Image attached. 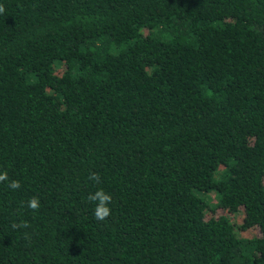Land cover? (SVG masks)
<instances>
[{"label": "trees", "instance_id": "16d2710c", "mask_svg": "<svg viewBox=\"0 0 264 264\" xmlns=\"http://www.w3.org/2000/svg\"><path fill=\"white\" fill-rule=\"evenodd\" d=\"M0 5V264H264V0Z\"/></svg>", "mask_w": 264, "mask_h": 264}, {"label": "clouds", "instance_id": "9594fccd", "mask_svg": "<svg viewBox=\"0 0 264 264\" xmlns=\"http://www.w3.org/2000/svg\"><path fill=\"white\" fill-rule=\"evenodd\" d=\"M5 11L4 7L0 5V13ZM88 179L95 184L100 183V175L99 173L93 172L90 173ZM8 182V187L12 190H18L21 187V183L19 180H9L7 171H0V183ZM87 200L95 205L94 207V217L97 221H105L111 215V207L109 206L112 202V196L104 191L102 188H98L95 192L90 193L87 197ZM27 208L32 211H38L40 208V200L38 197L33 196L27 201ZM13 229H26L29 227L27 222L21 221L19 223H13L11 225Z\"/></svg>", "mask_w": 264, "mask_h": 264}, {"label": "rangeland", "instance_id": "374dc122", "mask_svg": "<svg viewBox=\"0 0 264 264\" xmlns=\"http://www.w3.org/2000/svg\"><path fill=\"white\" fill-rule=\"evenodd\" d=\"M202 195L205 196V194H202ZM209 195L211 198L212 205H215L217 203V198L215 196V193H210ZM217 214H227L233 221L239 222V223L243 222V218H244L243 211L233 214V213L224 211L223 209H218ZM241 234L246 237H255V236L260 235V232H259V229L257 228H251V229L242 231Z\"/></svg>", "mask_w": 264, "mask_h": 264}]
</instances>
